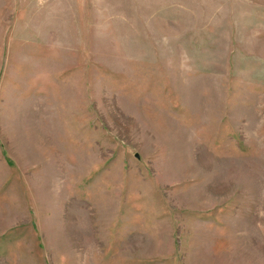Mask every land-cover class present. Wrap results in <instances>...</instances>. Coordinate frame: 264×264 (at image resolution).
Returning <instances> with one entry per match:
<instances>
[{
    "label": "rangeland",
    "instance_id": "rangeland-1",
    "mask_svg": "<svg viewBox=\"0 0 264 264\" xmlns=\"http://www.w3.org/2000/svg\"><path fill=\"white\" fill-rule=\"evenodd\" d=\"M0 264H264V0H0Z\"/></svg>",
    "mask_w": 264,
    "mask_h": 264
}]
</instances>
